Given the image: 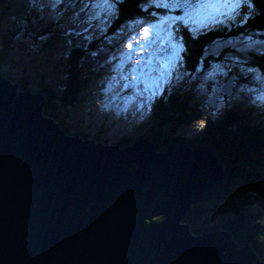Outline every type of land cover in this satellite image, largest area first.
<instances>
[{
  "label": "water",
  "instance_id": "obj_1",
  "mask_svg": "<svg viewBox=\"0 0 264 264\" xmlns=\"http://www.w3.org/2000/svg\"><path fill=\"white\" fill-rule=\"evenodd\" d=\"M46 98L0 70V264H264L230 230L185 222L228 178L213 148L84 139L44 113Z\"/></svg>",
  "mask_w": 264,
  "mask_h": 264
},
{
  "label": "rangeland",
  "instance_id": "obj_2",
  "mask_svg": "<svg viewBox=\"0 0 264 264\" xmlns=\"http://www.w3.org/2000/svg\"><path fill=\"white\" fill-rule=\"evenodd\" d=\"M2 1L23 0H0V9ZM191 1L180 0L186 7L183 10L189 12L187 20L193 18L192 22H196L199 28L208 29L212 26L217 28L221 22L228 24L232 16L238 17V7L225 5L234 2L240 4L242 0H200L194 7L196 9L192 7ZM26 2L27 13L19 14L14 9V13L0 17V70L3 74L18 85L26 82L33 92H40L42 88H53L54 91L62 89L66 81L62 62L68 53L65 44L89 39V30L94 27L106 29L115 26V31L126 32L125 41L109 55L101 52L98 65H87L80 70L81 81L88 75L86 88L80 91L79 103L74 108L66 109L67 106L58 105L61 108L59 119L65 120L70 134L84 139L122 146L126 141L136 138L138 131L145 130L143 124L151 114L155 99L163 94L166 83L176 78L175 67L183 58L184 47L181 41L173 38L175 14L164 18L159 14L155 20L140 19L126 24L111 11L110 0ZM186 3L192 7L190 11ZM197 10H200L201 15ZM214 12H219V16ZM105 21H108L107 24ZM258 34L248 29L227 39L220 36L222 40L215 41L207 53L219 57L225 51L228 58L216 62L192 86V92L199 94L197 100L204 109L214 113L223 112L226 119L238 116L240 121L237 124L242 127L264 126V73L241 56L250 51L264 53V32ZM118 36H121L120 33ZM88 69H100V75L90 77ZM233 71L240 76L241 82L233 77ZM230 77H233L232 94L219 93L222 84ZM214 96L218 100L213 108L206 99ZM175 136L184 140L193 139L199 136L198 126L182 125ZM236 192L250 199L257 195L249 183L237 184ZM258 198L252 207L264 210V196ZM197 204L202 207L204 204V208L211 211L205 221L190 220L197 227L216 226L219 219L227 221L236 215L234 208L226 212L228 204L209 199L207 195ZM197 204H193L191 210Z\"/></svg>",
  "mask_w": 264,
  "mask_h": 264
},
{
  "label": "trees",
  "instance_id": "obj_3",
  "mask_svg": "<svg viewBox=\"0 0 264 264\" xmlns=\"http://www.w3.org/2000/svg\"><path fill=\"white\" fill-rule=\"evenodd\" d=\"M199 1L192 0V7ZM70 2L73 3L75 0H70ZM251 3L253 7L249 9L247 0H242L240 7L237 8L238 17L232 16L230 21L226 20L228 24L221 22L222 24L215 30L203 35L202 33L193 34L189 31L192 20L189 21L185 18L187 11L183 9L186 7H183L180 0H110L111 11H114L115 15L126 24L140 19L155 20L159 14L162 16L175 14L173 17L176 20L174 25L176 28L173 38L185 44V49L182 51L183 58L178 67H175L176 78L174 77L170 82L166 81L163 94L155 99L151 114L144 122L146 123L145 130L137 136L150 138L158 150H166L174 141L204 143L213 148L224 162L228 178L222 186L208 191L207 196L209 199L228 204L226 212L234 208L236 213L233 218L227 221L219 219L216 226L197 227L192 221H205L211 212L208 208H204V204L203 207L197 204L193 206L185 222L190 224V229L195 234L214 231L218 228L228 229L233 233L239 246L249 244L262 252L264 249V210H255L252 205L257 203L259 196H264V126L262 124L250 127L239 126L237 124L240 121L238 116L234 115L231 119H226L223 117V112L214 113V111L204 109L197 100L199 94L192 92V86L199 76L210 70L216 62L228 58L225 51L219 57L207 53L215 41L222 40L220 36L227 39L238 33H244L248 29L256 35H259V32H264V0H251ZM165 4H180L182 6L178 9L164 7ZM186 4L190 9L189 3ZM1 5L0 17L14 13V9L19 14L28 12L26 0L8 3L2 1ZM244 16L248 17L244 18ZM107 22L105 21L106 24ZM115 30V26L106 29L94 27L89 30V39L65 44V50L68 53L62 62L66 72V81L62 89L56 91L53 88L40 89V92H45L47 95L44 108V113L47 116L53 117L57 121L61 110L58 105L62 104L67 106L66 109H72L79 103L80 91L86 88L88 79L87 75L83 81L80 80V70H83L87 65L90 67L98 65L99 59L102 57L101 52L107 54L110 53L109 51H114L116 45L126 38L125 31L121 33ZM118 33L121 36H118ZM74 43L79 48L74 46ZM241 56L242 59L250 61L254 67H258L264 73V53L250 51ZM87 71L90 77L100 75V69H88ZM234 74L233 72L232 75L234 76ZM19 88L21 90L29 89L26 82H20ZM182 95L185 99L182 98ZM243 109L245 110V108ZM240 111L243 112L242 109ZM248 119L246 117V121ZM59 120L58 122L66 132H70L65 120ZM194 124L198 126L199 136L187 140L175 136L182 125ZM234 127H236L235 130ZM134 141L135 138H132L124 144H131ZM243 183H249L256 191L257 195L254 199L241 196L240 193L237 194V184ZM207 212L209 213L207 214ZM162 219L163 217H159L157 220L161 221Z\"/></svg>",
  "mask_w": 264,
  "mask_h": 264
},
{
  "label": "bare ground",
  "instance_id": "obj_4",
  "mask_svg": "<svg viewBox=\"0 0 264 264\" xmlns=\"http://www.w3.org/2000/svg\"><path fill=\"white\" fill-rule=\"evenodd\" d=\"M192 18H189V21L191 20ZM222 23H219V24H217V25H221ZM219 26H217V27H219ZM214 29H216V27H213ZM212 27H210V28H208V29H205V28H202V27H200L199 28V26L197 25V24H195L194 22H191V24H190V26H189V31L190 32H192L193 34H195V33H202L203 35H205L206 33H208V32H212L214 29H213ZM126 39V38H125ZM125 39L124 40H122L119 44H117L116 46H119L123 41H125ZM181 44H182V47H184V49H185V44L183 43V42H181ZM110 53H107L108 55L109 54H111V53H113L114 51H109ZM122 54V53H121ZM119 55V54H118ZM235 74H234V78L235 79H237L238 81L240 80V76L236 73V71H233ZM239 78V79H238ZM221 89V88H220ZM257 111V110H256ZM195 204H197V203H195Z\"/></svg>",
  "mask_w": 264,
  "mask_h": 264
},
{
  "label": "snow or ice",
  "instance_id": "obj_5",
  "mask_svg": "<svg viewBox=\"0 0 264 264\" xmlns=\"http://www.w3.org/2000/svg\"><path fill=\"white\" fill-rule=\"evenodd\" d=\"M164 7H181L182 5L180 4H172V5H168V4H165L163 5ZM225 7H231V8H237V7H240V4L239 2H234L232 4H228V5H225ZM247 7L249 9H251L253 7L252 3H251V0H247ZM147 29H145V33H147ZM132 45H130L131 47Z\"/></svg>",
  "mask_w": 264,
  "mask_h": 264
},
{
  "label": "clouds",
  "instance_id": "obj_6",
  "mask_svg": "<svg viewBox=\"0 0 264 264\" xmlns=\"http://www.w3.org/2000/svg\"><path fill=\"white\" fill-rule=\"evenodd\" d=\"M137 137H139V136H137ZM83 138V137H82Z\"/></svg>",
  "mask_w": 264,
  "mask_h": 264
}]
</instances>
